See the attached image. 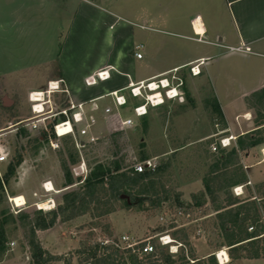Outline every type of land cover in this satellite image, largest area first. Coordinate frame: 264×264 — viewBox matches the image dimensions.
<instances>
[{
  "label": "rangeland",
  "instance_id": "rangeland-1",
  "mask_svg": "<svg viewBox=\"0 0 264 264\" xmlns=\"http://www.w3.org/2000/svg\"><path fill=\"white\" fill-rule=\"evenodd\" d=\"M57 1L65 7L58 9L50 4V0H0V52L12 53L15 58L22 54L28 65L37 54L47 56L57 52L74 11L82 2L96 12L90 13L93 21L89 29L86 28L87 36L83 39L88 41L84 43L87 48L96 40L102 42L103 47L98 46L96 52L109 57L127 51L132 42L144 45L142 53L145 57L135 59L132 79L145 78L198 57L210 58L201 65L202 74L197 77L187 76L197 62L177 73L183 80V99L150 108L147 116L136 119L132 126L121 131L99 123L94 128L100 132L97 142L84 148L74 144L76 163L69 164L72 186H65L60 165L62 157L68 159L65 143L62 142L61 153L46 142L37 149V143H28V140L39 132L28 127H25L24 138H20L17 131L0 137L6 155L5 161L0 163V178L16 150L24 156L15 176L4 186L3 206L9 209L13 219L6 225L7 250L0 254V264L35 263L34 252L28 243V226L38 215L39 209L34 203L44 202L49 197L42 190L45 179L50 178L59 191L50 195L57 208L64 204L66 193L84 186L91 166L97 162L112 164L114 160H119L125 166L124 170L130 172L135 163H143L146 168L156 164L158 170L145 180L147 191L137 194L133 201L129 196L109 201L107 195L101 193L97 200L76 204V208L68 210L64 218L58 217L50 228L36 230L35 236L44 256L57 258L49 259L48 264H95L96 257L89 256L87 250L100 242H116L122 235H128L134 241L150 239L157 243L158 236L164 233L183 244L177 253L169 252L175 264L182 261L181 251L186 255L192 252L197 260L207 258L209 264H221L217 252L225 250L229 256L234 250L227 246L219 219L231 210L250 206L249 217L256 220L261 217L264 221V198L257 195V191L264 189V144L251 148L240 155L238 163L227 167L219 160L235 146L243 129L249 125L250 129H257L258 122L264 120V96L257 93L264 88V40L253 46L254 52L246 45L243 50L249 47L250 52L228 50L227 44H236L237 40L224 0ZM197 13L204 18L205 35L200 19L195 21V33L190 23V18ZM110 24H113L112 28H109ZM96 29L101 30L103 39L94 36ZM218 36L224 37L223 41ZM197 37L202 41L196 40ZM244 94L247 95L243 97ZM26 97L20 93L18 103L10 112L21 121L31 117ZM124 114L134 117L128 108ZM5 117L10 118L0 121L4 128L14 121L11 116ZM10 128L8 131L12 130ZM232 136L231 145L223 148L220 140ZM214 145L218 147L216 151L212 150ZM143 157L146 159L142 160ZM82 159L88 171L86 175L78 176L73 168ZM237 181L238 184L233 185ZM243 184L247 185L244 194L237 195L236 186ZM155 192L162 200L158 206L154 205V199L140 201L145 196L157 195ZM23 194L27 195V205L20 209L13 207L9 198L16 197L15 202L21 206ZM252 196L254 199L251 200ZM231 202L236 204L230 205ZM180 206L190 213L189 218L177 214ZM248 223L256 227L259 222L251 223L250 220ZM121 246L126 248L125 243ZM201 262L196 261L197 264ZM233 262L229 260L227 264ZM238 264H264V260H242Z\"/></svg>",
  "mask_w": 264,
  "mask_h": 264
},
{
  "label": "trees",
  "instance_id": "trees-1",
  "mask_svg": "<svg viewBox=\"0 0 264 264\" xmlns=\"http://www.w3.org/2000/svg\"><path fill=\"white\" fill-rule=\"evenodd\" d=\"M61 88H65L64 82H61ZM257 93L264 96V88L259 90ZM55 99L61 107L69 104V96L65 91L55 94ZM11 111V108L4 107L0 104V119L8 120L10 118L9 116L14 118L12 123L15 124V126L18 125L16 134L20 138H24L27 133L25 125L19 123L21 120L18 119L15 114H11ZM5 116L9 118L6 119ZM258 123L257 129L239 136L237 138L236 145L233 146L225 156L220 157L219 160L223 166L227 167L230 164L238 163L240 155L246 153L251 148L264 144V137H262V133L264 131V120H260ZM49 128V132L39 131V134L36 137L30 138L28 143H37L38 149L45 142L49 143L50 138L55 139L56 136L52 132L51 125ZM115 133L114 135H116ZM62 142L63 144L65 143V152L67 153L69 160L62 157L60 165L65 175V186L68 187L72 186L74 183L69 168L70 163H76L73 151L74 142L71 137L62 138L61 148L58 150L59 153H61L60 151L63 149ZM88 144L92 143H85L82 147L84 148ZM145 159V157L142 158V160ZM23 160V154L16 150L7 165L5 173L0 178V254L7 250L8 233L6 225L13 219L12 214L9 213V209L3 206L4 186H6L10 179L15 176L16 169L23 162ZM124 168L125 166H122L119 160H114L112 164L97 162L91 166V170L84 181V186L79 190L72 191L64 195V204H59L57 208L46 213L41 210L36 212L38 215L29 222L28 226L30 229L28 243L34 252V264H48L49 259H57L54 256H44L45 252L35 236L36 230H45L50 228L55 224L58 217L64 218L68 210L76 208V204L83 203L85 201V203H89L94 199L97 200L101 193L105 196L107 195L109 201H118L123 199L125 196H129L133 201L137 194L140 195L147 191L144 189V187H147V185L144 184L145 180L150 179L158 170L157 166L155 168L148 166L143 172H134V170L130 172L124 170ZM237 184L238 181L233 185ZM155 193L157 195L145 196L140 199V201L143 202L147 199H154L152 200L154 205L158 206L162 200L158 192ZM257 195L264 198V189L257 191ZM235 204L236 202L230 203V205ZM180 209L184 210L185 208L180 206L177 209V212ZM251 209L252 207L250 206H246L245 208L240 207L239 209L229 211L226 217L219 219L227 246L234 250V252L229 253L231 261L238 259L264 260V221L261 217H258L257 220L250 218L247 212ZM250 220L251 223H259L258 225L256 224L255 227L254 224L249 225L248 221ZM251 226L254 230H252V232H248V228ZM87 252L89 256L96 257L95 264H175V260L172 258V255L169 254V250L159 244H157L154 252L139 255L137 249L133 250L132 248H124L121 246L119 238L116 239V242L115 240H112L111 242L107 240L106 243L100 242L94 247L88 249ZM98 252H101V254L99 255ZM180 256V260H182L180 264H197L196 261H202L201 264L210 263L207 258L197 260L192 252L190 255H186L185 251H181ZM190 260H193V263H191Z\"/></svg>",
  "mask_w": 264,
  "mask_h": 264
},
{
  "label": "crops",
  "instance_id": "crops-1",
  "mask_svg": "<svg viewBox=\"0 0 264 264\" xmlns=\"http://www.w3.org/2000/svg\"><path fill=\"white\" fill-rule=\"evenodd\" d=\"M224 2L227 5L229 16L232 20L233 27L235 28L237 40L236 44H227V46L238 47L246 45L249 46L253 51V46L257 43H261L262 40H264V0H224ZM50 4L54 7H57L58 9H61V7H65L62 2L57 0H50ZM90 13L94 14L96 12L86 7L85 3L81 2L80 4H78L77 8L74 11L73 18H71V24L68 29V32L66 33L63 42L59 44L60 49L57 52L50 53L47 56L43 54L35 55L33 59L31 58V65H28L27 62L23 61L24 56H22V54H20V57L15 58L12 56V53L9 54V52L6 53L4 51H2L3 53L0 52L1 105L13 109L15 103H18V95L20 93L26 94L27 101H29L30 92L44 90L47 88L49 81L63 79L64 86L67 89V94L69 98L75 102H85L87 110L95 113L99 118V123L104 126L103 110L107 106H114L111 97H109V100L106 101L105 99L107 97L99 98L100 96L113 90H118L125 87L130 82V80H145L147 78L172 70L174 68H179V70H182L184 69L183 67H187L188 65H192L196 62L199 64V69L201 70V65L206 64V61L210 58L209 56L198 57L195 59H191L183 64L177 65L173 68L164 69L163 71H159L148 77L141 78L138 80L132 79V66L134 64L135 59L137 58L134 56V51L133 53H131V49L133 45H135V43H130V46L127 51H119L111 55L112 57L104 55L103 52H96L98 51V46L101 45L103 47V43L97 40L95 41V43L93 42L92 45L88 46L87 48V44L84 43H88V41H83V39L84 36H87V29H89L88 27L91 21H93L91 19ZM117 19H119V17H117ZM197 19L201 20L204 28L203 35H205L207 33V30L204 24V18L200 13H197L195 16H192L190 18V23L192 25L193 31L195 33L194 25ZM112 26L113 24H110L109 28H112ZM129 29H131V27H129ZM99 31L96 29V33H94V36L96 38L99 37L103 39V36L101 35L102 32L100 29ZM59 32L60 34H62L61 31ZM3 39V41H5L4 36ZM218 39L220 41H223L224 37L218 36ZM212 44L216 45V43ZM83 46L86 48H84L85 50H83ZM253 52L249 54H252ZM144 57L145 56L143 54L142 59H144ZM7 62H9L10 65H8ZM107 67H113L112 75L109 80L93 86H87L85 84L84 80L87 76L92 75L97 71ZM201 74L202 71L199 75ZM189 75L191 77L198 76L192 75L190 72L187 74V76L189 77ZM245 95L247 94H244L243 97H245ZM103 100H105L106 102H104ZM16 117L18 118L19 116ZM21 122L22 121H20L19 123ZM245 125L248 126L249 123H245ZM9 127H11L10 129H12L11 131H8ZM9 127L4 128L0 125V137H4L7 133L17 131L18 125L15 126V124L12 123ZM253 130L255 129H250L249 125L248 128L246 127L240 132V135L246 134ZM94 132L97 133V135L99 136L100 132H96L95 129ZM0 146L2 147L1 143ZM45 181L51 180L50 178H47L45 179ZM250 181L253 183L251 179ZM52 183L54 188L56 189L53 181ZM239 186H242V194H244L247 185L243 184L238 185L236 187ZM43 192L45 196L49 197H51L50 195L54 193H46L44 190ZM56 193H59V191ZM22 196L26 200L28 199L27 195L23 194ZM250 199H254V196H252ZM242 260L252 259H238L235 260L233 263L238 264Z\"/></svg>",
  "mask_w": 264,
  "mask_h": 264
},
{
  "label": "built area",
  "instance_id": "built-area-1",
  "mask_svg": "<svg viewBox=\"0 0 264 264\" xmlns=\"http://www.w3.org/2000/svg\"><path fill=\"white\" fill-rule=\"evenodd\" d=\"M195 39L202 41L200 37ZM216 45L220 47L223 46L220 43H216ZM243 47L244 46L228 47V49L231 51H240L243 50ZM143 48L144 45L142 43L135 44L133 50L134 56L137 59L143 58ZM243 51L250 52L251 50L249 47H246V50ZM112 70L113 67H107L87 76L84 80L85 84L87 86H93L99 82L101 83L109 80L112 75ZM190 71L192 75H199L201 73L199 64L197 63L191 67ZM178 72L179 68H174L145 80H130L125 87L100 96L99 98L111 97L114 106H107L104 108V125L108 128H112L114 131H121L132 126L136 119L147 116L150 108L161 106L166 101L183 99V80L181 77L177 76ZM61 82H63V79L49 81L46 89L30 92L29 101L31 117L23 120L21 123H26L25 127L38 132H49V126L51 125L52 132L56 136L55 139L50 138L49 140V144L53 150H59L61 148V139L64 137H71L78 148L82 147L85 143L97 142L100 137L94 132V128L99 124V118L95 113L87 110L85 102H75L69 98L68 105L64 107L59 106L55 99V94L63 91L67 93L66 87L64 89L61 88ZM127 108L131 110L134 117L124 114ZM231 140H234L233 136L231 138H222L220 144L223 148H226L231 145ZM217 149V146H212L213 151ZM5 159L6 155L0 146V162L5 161ZM148 166L155 168L156 164H149ZM145 168L143 163H135L133 165L134 172H143ZM87 171V164L84 159H82L77 167L73 168L74 174L78 176L86 175ZM248 184L250 185L251 182L249 181ZM42 188L46 193L58 192V190L54 188L52 181L43 182ZM235 192L237 195H241L243 193L242 186L236 187ZM15 198L16 197L9 198L13 207L20 209L27 205V200L24 198V204L18 206L15 202ZM43 204H46L48 208H45ZM34 205L39 210H52L56 208V202L53 197H48L44 202H35ZM177 214L185 218L191 216L188 211L183 209H180ZM248 230L252 231L254 228L251 226ZM120 242L125 243L126 248H132L133 250L137 249L139 255L154 252L157 244L162 247H168L169 252L174 254L177 253L178 249L183 245L169 233L158 236L157 243L150 241V239L134 241L128 235H122ZM218 252L220 253L221 251ZM218 252L216 254L218 261L221 264H227L230 259L222 262Z\"/></svg>",
  "mask_w": 264,
  "mask_h": 264
},
{
  "label": "bare ground",
  "instance_id": "bare-ground-1",
  "mask_svg": "<svg viewBox=\"0 0 264 264\" xmlns=\"http://www.w3.org/2000/svg\"><path fill=\"white\" fill-rule=\"evenodd\" d=\"M43 206L45 208H48L46 204H43ZM219 258L221 259L222 262H225V260H229L228 254L225 250H221V252L219 253Z\"/></svg>",
  "mask_w": 264,
  "mask_h": 264
},
{
  "label": "water",
  "instance_id": "water-1",
  "mask_svg": "<svg viewBox=\"0 0 264 264\" xmlns=\"http://www.w3.org/2000/svg\"><path fill=\"white\" fill-rule=\"evenodd\" d=\"M126 197V196H125Z\"/></svg>",
  "mask_w": 264,
  "mask_h": 264
}]
</instances>
